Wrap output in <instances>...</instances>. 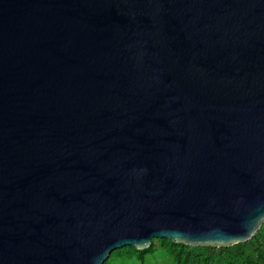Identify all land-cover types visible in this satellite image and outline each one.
<instances>
[{"label":"water","instance_id":"95a60500","mask_svg":"<svg viewBox=\"0 0 264 264\" xmlns=\"http://www.w3.org/2000/svg\"><path fill=\"white\" fill-rule=\"evenodd\" d=\"M263 223L264 0H0V264Z\"/></svg>","mask_w":264,"mask_h":264},{"label":"rangeland","instance_id":"374dc122","mask_svg":"<svg viewBox=\"0 0 264 264\" xmlns=\"http://www.w3.org/2000/svg\"><path fill=\"white\" fill-rule=\"evenodd\" d=\"M258 232V231H257ZM172 245L167 246L161 244V240L154 239L150 247L144 250H137L141 254H133V247L131 251H124L121 249L113 251L111 260L108 262V257L103 264H177L180 260L181 264H253L255 261V254L252 247L247 246V259L240 260H226L219 257H206L203 250L198 247H192L181 243L171 242ZM264 257V248H262Z\"/></svg>","mask_w":264,"mask_h":264},{"label":"trees","instance_id":"16d2710c","mask_svg":"<svg viewBox=\"0 0 264 264\" xmlns=\"http://www.w3.org/2000/svg\"><path fill=\"white\" fill-rule=\"evenodd\" d=\"M154 240V239H153ZM161 244L170 246L172 245L171 241L169 240H161ZM247 246L252 247L255 254V261L253 264H264V257L262 253V248H264V223L262 224L261 228L256 232L252 238L247 241L246 243L236 244L231 247H198L205 252L206 257H219L226 260H240V259H247ZM124 251H131L130 247L122 248ZM133 254L138 255L142 252L133 249ZM111 260V254L108 257V262ZM177 264H181L180 260L177 261Z\"/></svg>","mask_w":264,"mask_h":264}]
</instances>
